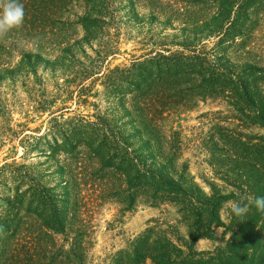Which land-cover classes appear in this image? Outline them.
Masks as SVG:
<instances>
[{"label":"trees","instance_id":"1","mask_svg":"<svg viewBox=\"0 0 264 264\" xmlns=\"http://www.w3.org/2000/svg\"><path fill=\"white\" fill-rule=\"evenodd\" d=\"M128 1L137 20L182 26L171 39L149 38L152 49L128 67L99 71L117 51L115 0H20L24 23L0 34V127L9 123L10 100L18 101L13 86L8 92L2 86L22 76L21 87L31 93L40 64L62 68L65 90L83 103L87 80L100 77L132 127L125 135L114 119H71L63 179L53 189L16 163L0 168H11L16 184L0 198V264H264V212L250 203L264 196V43L257 41L264 0H195L194 15L180 13L182 0ZM95 40L93 56L77 59L76 49ZM50 101L33 99L36 110ZM201 103L220 108L200 115L208 128L195 136L202 170L194 177L185 158L189 140L164 121L173 109ZM84 126L92 135H75ZM62 146H50L49 155ZM109 200L125 210L171 207L186 237L156 222L96 261L92 211ZM234 204L249 210L238 217ZM201 238L214 244L198 251Z\"/></svg>","mask_w":264,"mask_h":264},{"label":"rangeland","instance_id":"2","mask_svg":"<svg viewBox=\"0 0 264 264\" xmlns=\"http://www.w3.org/2000/svg\"><path fill=\"white\" fill-rule=\"evenodd\" d=\"M115 1L119 5L117 18L120 20H118L117 51L103 60L104 67H101L99 71L116 66L128 67L132 60L152 49L149 38L157 39L158 36L165 35L171 39L172 35L179 34L182 26H162L146 18L137 20L133 17L128 0ZM180 6V13L194 15L195 0H182ZM137 11L140 15L147 13L146 10L139 8ZM257 41L264 43V24L257 32ZM81 46L82 49H76L77 59H82L83 52L93 56V50L99 48L97 40ZM36 72L37 80L31 79L30 83V86L34 85V90L29 94L21 87L22 76L16 78L14 83H5L2 86V90L7 92L14 87L18 101L10 100L9 123L0 127V168L5 164L16 163L17 166H22V171L31 173L42 187L53 189L61 184L63 179L58 172L59 166L63 165L67 157L64 145L69 142L65 136L69 134L67 128L71 119L81 117L84 119L83 123L94 122L97 116L114 119L116 123L113 124L120 125L125 135L132 133V127L119 106V97L108 93L100 77H91L87 80L86 85L90 86V94L83 103L65 90V72L62 68L52 70L40 64ZM30 95L31 98H29ZM43 95L51 100L50 104L42 110H36L33 99H39ZM219 108L215 104L201 103L197 108L189 111L173 109L164 121L165 126L180 130L189 140L190 147L185 152V158L189 163V171L194 177L202 170V167L195 164V136L206 133L208 128L206 117L201 118L200 115ZM92 133L90 126H84L81 132L75 135L90 137ZM55 143L63 146L55 153V156L49 155L50 146H54ZM10 170L11 168L0 169V198L8 196L7 188L16 186L9 178ZM27 188L23 185L20 190L25 191ZM57 191L61 193L59 189H56ZM92 213V222L95 226L93 255L96 261L125 247L128 240L156 222H164L162 228L171 233L174 229L185 237L187 233L185 224L180 222L175 209L171 207L139 204L132 210H125L122 205L109 200L99 203ZM214 231L215 236L219 237L222 229L217 227ZM213 244V241L201 238L194 243V248L198 251L206 250Z\"/></svg>","mask_w":264,"mask_h":264},{"label":"clouds","instance_id":"3","mask_svg":"<svg viewBox=\"0 0 264 264\" xmlns=\"http://www.w3.org/2000/svg\"><path fill=\"white\" fill-rule=\"evenodd\" d=\"M25 10L20 0H0V34L7 33L13 29L19 28L24 23ZM254 204L258 211L264 212V196L256 197ZM249 210L247 204H234L232 212L242 217Z\"/></svg>","mask_w":264,"mask_h":264}]
</instances>
